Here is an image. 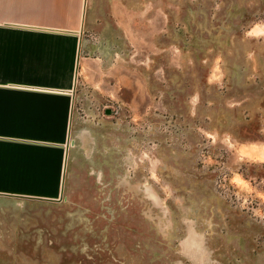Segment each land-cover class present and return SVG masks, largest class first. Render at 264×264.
<instances>
[{"label":"rangeland","instance_id":"1","mask_svg":"<svg viewBox=\"0 0 264 264\" xmlns=\"http://www.w3.org/2000/svg\"><path fill=\"white\" fill-rule=\"evenodd\" d=\"M141 4L119 97L62 59L61 196L0 197V264H264V0Z\"/></svg>","mask_w":264,"mask_h":264},{"label":"crops","instance_id":"2","mask_svg":"<svg viewBox=\"0 0 264 264\" xmlns=\"http://www.w3.org/2000/svg\"><path fill=\"white\" fill-rule=\"evenodd\" d=\"M150 4L165 16L157 18L163 24L167 7ZM141 10V0H0V74L16 75L0 78L1 198L61 196L76 116L62 59H80L86 82L119 97L126 87L127 27L141 24ZM104 129L108 138L112 125Z\"/></svg>","mask_w":264,"mask_h":264},{"label":"bare ground","instance_id":"3","mask_svg":"<svg viewBox=\"0 0 264 264\" xmlns=\"http://www.w3.org/2000/svg\"><path fill=\"white\" fill-rule=\"evenodd\" d=\"M251 147V146H250ZM258 150H260V149H258ZM261 151H263V149H261ZM263 153H264V151H263ZM261 155H263V154H261ZM260 157V156H259Z\"/></svg>","mask_w":264,"mask_h":264}]
</instances>
